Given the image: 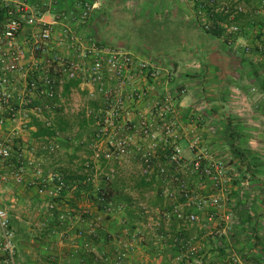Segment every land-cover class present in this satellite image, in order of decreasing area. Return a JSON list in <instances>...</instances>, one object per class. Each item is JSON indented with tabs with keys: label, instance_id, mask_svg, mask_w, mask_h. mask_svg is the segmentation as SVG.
<instances>
[{
	"label": "rangeland",
	"instance_id": "374dc122",
	"mask_svg": "<svg viewBox=\"0 0 264 264\" xmlns=\"http://www.w3.org/2000/svg\"><path fill=\"white\" fill-rule=\"evenodd\" d=\"M173 3L184 13L185 9H188L190 11L188 21L196 24L203 31L211 29L213 25L222 29L223 36L219 38L223 41L221 49L225 55L237 59L236 62L242 68L246 81L251 80L246 77L247 71L257 77L259 72L264 73V9L261 8V0H248V4L246 0H174ZM233 27L238 30H232ZM246 48L248 51L245 50ZM50 69L51 73L46 70L47 73L55 76L52 68ZM188 69L192 70L193 67ZM155 70L158 72L155 80L150 81L144 77L147 89L142 91L146 94L152 90L154 85L151 84L158 81L159 70ZM186 77L198 78L189 74ZM9 78L11 83H14L15 79H12L10 74ZM56 78L62 82L59 87L57 86L58 88L56 87L53 99L42 98L31 104L22 105L20 99L16 104L19 117L6 123L2 121L3 126L1 125L8 136H4L0 144L9 149L10 158L1 161L0 167L13 165L16 172L12 175L13 183L11 180L9 182L14 185L13 190L18 194L16 198L19 202L24 197L27 198V203L20 207L21 215L26 217L22 224L25 228L22 229L26 231L28 227L33 230L32 235H39L46 227L39 226L38 221L42 217H48L53 221L49 222L51 229H55L57 233L66 231L60 237L50 235L49 230H44L45 236L52 238L48 242L49 246L57 248L61 240L69 247H67L69 251H75V257L89 255L86 257L94 264H117L120 259V264H127L128 252L132 249L129 244L134 246L144 243L158 249L161 244L168 243L167 245L171 246V264H195L193 262L195 259L200 260L197 259L196 251L192 248L194 243L185 239V234L190 230H198L199 227L212 231L213 223L217 221L215 226L223 231L221 237L235 239L237 233L238 235L242 233L244 236L242 240H236L235 244H232L234 250L227 252L226 257L217 264H264V208L256 206L258 200L264 197L262 190L264 178L261 179L263 175L257 177L244 174L245 158L241 160L238 158L239 163L236 166L239 168L233 170L230 165L233 161L229 160L227 155L220 159L211 152L212 150L205 146L196 133V127L189 129L188 134L181 132L177 127L175 131L185 137L183 141L186 142L189 150L192 139L199 138L196 148L190 150L192 152L190 157L184 155L185 144H180L185 163L192 161L196 155L206 153L220 165L223 179L227 181L221 188H215L208 177L185 175V184L194 196L204 199L217 196L220 202L218 208H208L199 212L198 221L193 224L177 221L171 215L163 185L158 180H150V176L143 174L142 163L132 145L123 156L118 158L114 156L109 160L104 158L107 144L98 137L100 126L97 124V120L105 115L106 104L102 96L98 94L90 96L88 93L84 95L83 90L78 88V90L61 92V87L73 81L67 82L59 76ZM245 79H241V89L248 92L250 88H247ZM253 83L257 84V87L259 85L262 87V82L258 79L253 80ZM24 85L27 89L26 82ZM132 86L134 87L135 83H132ZM176 88L178 93L183 89L180 84H177ZM10 90L12 91V88ZM166 93L163 96H156L157 104L154 105L155 109L152 113V116L156 117L154 120L160 126L166 121L174 120L169 111H163L167 103ZM43 104L48 108L43 109ZM36 105L41 107V110H31ZM1 106L3 107L2 103ZM140 119H147V116L143 115ZM259 121L264 123L262 119ZM6 124L11 126L10 131L6 130L4 126ZM257 129L261 133L260 137L264 139V130ZM49 131L52 132L51 136H47ZM133 135V131L121 129L119 132V136L133 137ZM240 147L244 152L249 153L251 160H256L252 161L254 167L264 168L262 151L258 150L264 149V144L253 149L246 142H241ZM163 157L164 152L159 150L157 161L161 164L165 162ZM141 180L146 184H142ZM60 185L63 187L61 186L62 189L58 191ZM233 188H236V192ZM22 190H26L28 195L23 194ZM39 190L44 193L39 194ZM50 191L56 193V196H49ZM42 203L43 207L39 208ZM234 203L236 207L232 206ZM105 221L113 222V229H117L118 223L122 221L117 233L121 235L124 232V236L114 237L116 234L113 236L110 234V237H106L105 235L108 234L102 230ZM251 221L256 230L251 227ZM89 226L94 230L95 238L92 237L94 244L104 246L101 252L93 255V258L90 256L93 250L91 241V252L86 254L78 252V250L82 251L79 247L78 234L82 232L84 235ZM39 229L41 232L38 231ZM212 233L215 234V231ZM155 235L166 236V239L157 241ZM225 241L222 239L219 242L221 245H227ZM47 249L54 251L49 247ZM226 249L230 248L226 246ZM190 251L194 254L190 255ZM216 252L218 258H221L219 251ZM232 259L237 261L234 262ZM81 262L87 264L85 259Z\"/></svg>",
	"mask_w": 264,
	"mask_h": 264
},
{
	"label": "crops",
	"instance_id": "0c3cea01",
	"mask_svg": "<svg viewBox=\"0 0 264 264\" xmlns=\"http://www.w3.org/2000/svg\"><path fill=\"white\" fill-rule=\"evenodd\" d=\"M25 1L43 14L46 23L58 20V24L53 27V48L51 52L45 53L46 59L53 53L64 58L76 59L79 54L76 51L77 48H86L91 43H96L100 46L125 51L134 56L137 59L136 62H147L151 67L159 70L158 81L151 84L154 86L145 98L135 103H127L130 111H135V114L140 112L142 116L155 121L156 117L152 116V113L155 109L154 105L157 104L156 96H163L167 92L165 94L167 103L163 111L170 112L171 118L174 119L173 122L181 132L188 134L189 129L196 127V133L201 137L205 146L212 150L211 152L220 159L227 155L229 160L233 161V164L230 163L233 167L231 169H238L239 167L236 166L239 163L238 158L239 160L245 158L244 174L257 177L263 175L261 179L264 178V168L254 167L252 161L256 160H251L249 153L244 152L240 147L241 142H246L253 149L264 144V139L260 137L261 133L257 129L264 130V123L259 121V119L264 120V77H261L264 73L259 72L261 75L257 74V77L247 71L245 72L246 77L251 80L246 81L243 77L244 72L241 71L242 68L236 62L237 59L225 55L222 51L223 41L219 38H210L196 24L188 21L190 14L188 9H185L184 13L173 3L174 0H100L99 10L85 19H79L80 3L93 0ZM246 2L248 4V0ZM62 16H66V20H61ZM64 27L71 33L72 41L69 37L63 36ZM193 64L197 65L193 66ZM190 67H193V71L188 69ZM187 74L196 75L198 78L191 79L186 77ZM12 79H15L11 84L13 97L18 99L23 93L25 81L17 75H12ZM241 79H245L243 81L250 91L248 89V92H244L241 89ZM257 79L262 82V87L260 85L257 87V84L253 83V80ZM131 80L135 83L134 90L147 89V82L143 76L133 77ZM76 81L79 82L77 88L83 90L84 95L88 93L91 96L90 83L83 80L81 75L73 82ZM177 84L183 88L179 93L176 88ZM65 86H60L61 92L65 90ZM255 86L258 89L254 88ZM77 88H70L69 91L78 90ZM252 89L256 91L253 92ZM131 106L133 107L130 108ZM2 121L8 122V115L7 110L0 105V140L8 136L3 131ZM4 126L10 131L9 124ZM181 143L186 147L185 141H180ZM258 150L262 151V160H264V149ZM191 154L192 152L186 147L184 155L190 157ZM0 163L2 166L1 161ZM15 172L13 165L0 167V209L7 211L10 224L15 231L17 241L15 264H81L82 259H85L87 264H94L90 263L86 257L89 255L75 257V251H69V247L61 240L58 242L59 248L49 246L48 242L52 238L47 236L49 238L47 239L44 230H49L50 235L60 237L66 231L57 233L55 229H51L49 222L53 221L48 217L39 219V226L46 227L41 230L42 232L38 230L41 232L39 235H32L33 230L28 227L26 231L22 229L25 228L22 224L26 217L21 215L20 207L27 203V198L24 197L21 202L16 198L18 194H15L12 184V175ZM235 190L236 188H233V191ZM22 191L23 194H27L26 190ZM43 203L39 205V208L43 207ZM232 206L236 207V204ZM256 206L264 208V197L258 200ZM121 223H118L119 227ZM216 223L218 222L214 221L212 226L215 234L210 229L206 230L202 227L185 234V239L194 243L192 248L196 251L195 256L201 264H217L226 257L227 252L234 250L232 244H235L236 240L244 238L242 233L239 235L237 233L235 239L221 237L223 231L215 226ZM250 223L254 228L252 221ZM112 224L111 221L103 222L102 230L108 234L105 236L110 237V234L111 236L116 234L114 237H123L124 232L120 235L117 233L119 227L113 229ZM254 229L256 230V227ZM94 238L90 240L93 247L92 255H90L92 258L104 248L103 244H94ZM154 238L158 241V239H166V236L155 235ZM222 239L226 240L227 245H221L219 241ZM167 244H161L160 249L145 243L134 246L129 244L132 249L128 252L129 262L127 264H171V246ZM226 246L230 249H226ZM48 247L54 251H49ZM236 248L240 247L236 246ZM216 251H219L221 258H218ZM78 252L82 254V251L78 250Z\"/></svg>",
	"mask_w": 264,
	"mask_h": 264
},
{
	"label": "built area",
	"instance_id": "2783aa9c",
	"mask_svg": "<svg viewBox=\"0 0 264 264\" xmlns=\"http://www.w3.org/2000/svg\"><path fill=\"white\" fill-rule=\"evenodd\" d=\"M260 4L264 9V0ZM80 5L78 18L85 19L99 10L100 0L84 1ZM61 20H66V16H62ZM57 24L58 20L46 23L43 14L25 0H0V102L7 110L8 120L14 121L19 117L16 107L18 100L21 99L22 105L42 98L53 99L56 87L62 82L57 76L70 82L81 75L92 86L91 96H102L106 104L105 115L97 120L100 126L98 137L107 144L105 159L125 155L132 145L142 163L143 174L163 185L171 215L177 221L193 224L198 221L199 212L218 208L220 198L212 196L204 199L194 196L185 184V175L208 177L215 188H221L227 181L223 179L220 165L206 153L196 155L192 161L185 163L180 145L185 137L177 134L175 129L178 126L173 121H166L160 126L156 121L140 119V112L136 111L135 114V111L129 109L127 103L138 102L146 96V92L134 90L131 79L143 76L153 81L158 72L147 62H136L137 59L125 51L96 43H91L86 48H77L79 54L76 59L64 58L57 53L46 59L45 53L51 52L53 48V27ZM232 30L238 29L233 27ZM63 32V36L72 41V35L66 27ZM245 50L248 51V48ZM45 68H49L46 69L48 71L52 68L55 76L48 74ZM9 74L11 77L20 76L26 82L27 89L24 88L18 99L13 97L10 90L12 81ZM43 106V109L48 108L45 104ZM39 109L41 107L36 105L31 110ZM121 129L133 131V137L119 136ZM198 140L199 138L194 137L190 142L191 151L196 148ZM159 150L164 152L163 164L157 161ZM9 158V149L0 144V161H7ZM61 186L58 191L62 189ZM43 193L44 191L39 190V194ZM49 196H56V193L50 191ZM52 207L53 205L50 206ZM78 236L82 254L90 252V239L94 237L92 227H87L84 235L79 232ZM16 251V235L9 215L6 210L0 209V264H15ZM189 254L194 253L190 251ZM120 262L121 259L117 264ZM193 262L200 264L196 259Z\"/></svg>",
	"mask_w": 264,
	"mask_h": 264
},
{
	"label": "trees",
	"instance_id": "16d2710c",
	"mask_svg": "<svg viewBox=\"0 0 264 264\" xmlns=\"http://www.w3.org/2000/svg\"><path fill=\"white\" fill-rule=\"evenodd\" d=\"M204 34L208 35L210 38H220L223 36V31L217 25H213L211 29L204 31ZM79 82H71L65 86V91H68L70 88H77ZM39 132V129H38ZM38 135V133H36ZM52 132H47V136H51ZM142 184H146L144 180H141Z\"/></svg>",
	"mask_w": 264,
	"mask_h": 264
}]
</instances>
